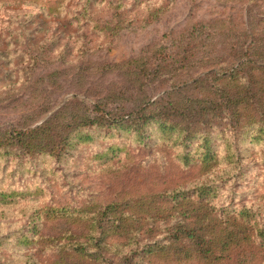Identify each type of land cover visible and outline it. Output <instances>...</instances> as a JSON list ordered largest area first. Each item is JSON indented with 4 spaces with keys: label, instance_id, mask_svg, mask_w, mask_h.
<instances>
[{
    "label": "rangeland",
    "instance_id": "374dc122",
    "mask_svg": "<svg viewBox=\"0 0 264 264\" xmlns=\"http://www.w3.org/2000/svg\"><path fill=\"white\" fill-rule=\"evenodd\" d=\"M227 18L232 32L257 34L264 55V0H0V130L36 126L59 111L50 123L51 135L60 134L74 145L60 156L47 150L26 152L14 142L0 147V193L7 195L0 202V264H78V255L65 247L69 233L76 241L86 231L78 211L89 209L93 212L86 215L95 217L112 201L146 202L147 194L173 186L221 181L228 165L205 175L200 139L184 143L179 138L189 128L186 123L179 128L175 120L178 129L164 133L152 124L150 140L142 142L134 132L104 121L119 117L127 109L123 107L229 68L227 62L213 64L227 57L238 35L225 45V37L208 38L194 28ZM134 59L136 64L130 63ZM199 91L170 100L189 108L195 97L213 95ZM95 104L105 115L93 111ZM244 122L248 116L240 125L242 134L227 140L241 153V170L223 186L220 203L257 208L264 206V138L259 128ZM49 140L48 150L53 145ZM217 142L219 155L227 145L220 137ZM54 209L63 214L55 217L50 214ZM101 222L109 228L108 220ZM148 222L153 220L147 217L144 225ZM161 232L155 230V238L162 240ZM106 240L109 245H101L102 250L90 251L103 264H120L123 256L112 244H125V238L111 230ZM186 251L182 247L178 261L153 257L152 263L208 264L185 256ZM250 259L239 256L219 263L246 264Z\"/></svg>",
    "mask_w": 264,
    "mask_h": 264
},
{
    "label": "trees",
    "instance_id": "16d2710c",
    "mask_svg": "<svg viewBox=\"0 0 264 264\" xmlns=\"http://www.w3.org/2000/svg\"><path fill=\"white\" fill-rule=\"evenodd\" d=\"M231 23V18L214 19L194 27L199 34H202V30L207 32L208 38L216 35L225 37V45H229L231 35H238L237 41L229 47L230 53L228 51L227 57L213 64L216 66L227 62L229 68L212 70L189 85L176 86L173 90L164 92L161 97L148 99L135 107H123L122 109H127L121 110L119 117L104 121L107 126L134 132L142 142L150 140L149 127L152 124L157 125L164 133L168 129H178L177 125L181 128V124L186 123L189 128L180 130L184 131L179 138L184 143L191 142L194 138L200 139L204 149V168L207 170L205 175H209L222 164L228 165L219 177L221 181L203 179L188 187L173 186L166 191L147 194L146 202L143 199L112 201L95 217L86 215L87 212H93L89 209L78 211L79 218L86 222V231L78 235L76 241H72L75 235L69 233L65 244L66 248L74 251L80 258L78 264H103V260L90 250H102L101 245H109L106 239L111 230L114 235L120 234L126 241L125 244H112L118 254L123 256L120 264H147L145 260H148V264H154L153 257H167L169 261H178L182 247H187L185 256H196L208 264H220L219 262L227 260L230 262L239 256L251 257L246 264H264V206L255 208L245 203H220L223 186L232 178L233 173L238 174L241 170V153L227 140L234 137V134H242L240 125L246 116L248 123L244 124L253 130L256 127L255 131L259 128L262 131L261 138H264V57H261L264 55L259 53L260 38L257 34H247L242 29L232 32L229 26ZM216 27L220 30H216ZM210 30H214L213 34ZM172 60L177 61L175 57ZM137 61L138 59H134L130 63L136 64ZM136 82L138 80L135 79ZM197 90L202 94L211 92L213 95L207 98L195 97L189 102V108L186 105L182 108L170 100L175 95ZM93 111L105 115L100 105L95 104ZM59 113L58 111L45 122L26 129L0 130V133L3 132L0 135V147L14 142V145L26 152L43 153L47 150L60 156L74 145L69 143L70 139L66 141L60 134L51 135L50 123ZM175 120L179 121L176 122L177 125L173 124ZM217 125L221 127L220 131L206 129L215 128ZM219 137L224 139L227 146L218 155ZM48 139L49 142L53 141L50 150L45 145ZM185 156L189 160V153ZM4 195L0 193V202L7 197H3ZM260 200L264 202V198ZM50 214L56 217L63 213L54 209ZM147 217L153 222L144 225ZM102 220H108L109 228L103 227ZM159 220L162 222L158 223ZM35 228L37 232L39 228ZM158 229L163 230L159 233L163 234L162 240L155 238L154 231ZM141 236L146 238L144 243ZM34 243L47 244L40 241ZM129 246L130 250L125 253Z\"/></svg>",
    "mask_w": 264,
    "mask_h": 264
}]
</instances>
